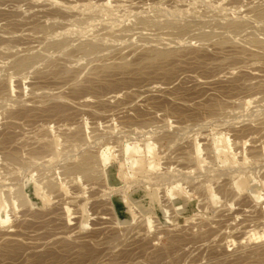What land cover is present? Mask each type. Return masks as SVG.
Listing matches in <instances>:
<instances>
[{
  "label": "rangeland",
  "instance_id": "rangeland-1",
  "mask_svg": "<svg viewBox=\"0 0 264 264\" xmlns=\"http://www.w3.org/2000/svg\"><path fill=\"white\" fill-rule=\"evenodd\" d=\"M262 9L0 0V264H264Z\"/></svg>",
  "mask_w": 264,
  "mask_h": 264
},
{
  "label": "bare ground",
  "instance_id": "bare-ground-1",
  "mask_svg": "<svg viewBox=\"0 0 264 264\" xmlns=\"http://www.w3.org/2000/svg\"><path fill=\"white\" fill-rule=\"evenodd\" d=\"M263 4V3H262ZM81 8V7H80ZM101 10L103 9V11H104V7H101L100 8ZM250 9V8H249ZM255 9V8H254ZM163 10V9H162ZM252 10V9H251ZM253 11V10H252ZM100 12V11H99ZM251 13V12H250ZM262 15H264V9H262L261 10V12H260ZM165 14V13H164ZM218 14V13H217ZM225 14V13H224ZM258 14V13H257ZM166 15V14H165ZM258 15H260V14H258ZM261 15V16H262ZM190 16V15H189ZM226 16V15H225ZM261 16H259L260 18H261ZM185 17V16H184ZM258 17V18H259ZM263 17V16H262ZM181 18V17H180ZM197 18V17H196ZM259 18V19H260ZM141 19H142V17H141ZM178 19V18H177ZM195 19V18H194ZM245 19H247V18H245ZM262 19V18H261ZM147 19H145V21H146ZM161 20V19H160ZM206 20V19H205ZM243 20V19H242ZM155 21V20H154ZM181 21V20H180ZM57 22V21H56ZM113 22V21H112ZM148 22H150L149 20H148ZM153 22V21H152ZM158 22V21H157ZM171 22V21H170ZM197 22V21H196ZM156 23V22H155ZM201 23V22H200ZM67 24V23H66ZM76 24V23H75ZM105 24V23H104ZM152 24V23H151ZM157 24V23H156ZM175 24V23H174ZM231 24V23H230ZM171 25H172V23H171ZM195 25V24H194ZM234 25V24H233ZM233 25L230 27L231 29H235V27H233ZM239 25H241V24H239ZM110 26V25H109ZM174 26V25H173ZM172 26V27H173ZM228 26H229V24H228ZM227 26V27H228ZM235 26H236V24H235ZM252 26V25H251ZM106 27V26H105ZM233 27V28H232ZM108 28V27H107ZM110 28H112V27H110ZM121 28V27H120ZM131 28V27H130ZM129 28V29H130ZM171 28V27H170ZM177 28V27H176ZM185 28H187V27H184V26H182V27H179V29H184L185 30ZM236 28H237V26H236ZM188 29V28H187ZM227 29V28H226ZM233 29V30H234ZM238 29V28H237ZM236 29V30H237ZM239 29H241V28H239ZM238 29V30H239ZM118 30V29H117ZM121 30H123V29H121ZM161 30V29H160ZM119 31V30H118ZM126 31V30H125ZM132 32V31H131ZM172 33V32H171ZM175 33V32H174ZM181 33V32H180ZM186 33V32H185ZM209 33V32H208ZM221 33V32H220ZM199 34V33H198ZM203 34V33H202ZM125 35H127V33L125 34ZM173 35V34H172ZM179 35V34H178ZM109 36V35H108ZM115 36V35H114ZM119 36V35H118ZM121 36V35H120ZM197 36V35H196ZM212 36V35H211ZM216 36V35H215ZM221 36V35H220ZM226 36V35H225ZM179 37V36H178ZM101 38V37H100ZM142 38V37H141ZM213 38V37H212ZM231 38V37H230ZM230 38H228V39H230ZM203 39V38H202ZM102 40V39H101ZM103 40H105V39H103ZM102 40V41H103ZM160 40H161V38H160ZM204 40V39H203ZM83 41V40H82ZM200 41V40H199ZM215 41V40H214ZM219 41V40H218ZM261 41V40H260ZM108 42V41H107ZM110 42V41H109ZM147 42V41H146ZM255 42V41H254ZM258 42V41H257ZM13 43V42H12ZM55 43V42H54ZM61 43H62V41H61ZM68 43V42H67ZM234 43V42H233ZM240 43V42H239ZM263 45H264V43H263V41L261 42ZM87 44V43H86ZM85 44V45H86ZM90 44V43H89ZM86 45V47H81L82 48V50H85L87 53H88V51L89 52H92L93 50H97V47L98 46H96V45H92V44H90V45ZM94 44H95V42H94ZM97 44H100V42L99 43H97ZM107 44V43H106ZM114 44V43H113ZM117 44V43H116ZM222 44V43H221ZM61 45H64V44H61ZM79 45V44H78ZM84 45V46H85ZM121 45H122V43H121ZM128 45V44H127ZM144 45V44H143ZM262 45V46H263ZM53 46H55V45H53ZM101 46V45H100ZM173 46V45H172ZM6 47V46H5ZM62 47V46H61ZM105 47V46H104ZM116 47V46H115ZM1 48V47H0ZM49 48V47H48ZM58 48V47H57ZM263 48H264V46H263ZM7 49H11V48H7L6 47V49H5V51H7ZM101 49H103V48H101ZM252 49V48H251ZM1 50V49H0ZM8 50V51H9ZM13 50V49H12ZM95 50V51H96ZM124 50V49H123ZM84 51V52H85ZM98 51V50H97ZM104 52V51H103ZM174 52V51H173ZM171 50H156V51H153V53H152V56H150L151 58H152V62H155L158 58L159 59H161L162 60V57H163V59H164V57L166 58V57H169L168 55H171L172 53H173ZM1 53V52H0ZM3 53V52H2ZM17 53V52H16ZM42 53V52H41ZM31 54V53H30ZM92 54V53H91ZM94 54V53H93ZM92 54V55H93ZM88 55V54H87ZM2 56V55H1ZM7 56V55H6ZM14 56V55H13ZM19 56V55H18ZM31 56V55H30ZM36 57V56H35ZM35 57H26V58H23V59H21V60H19V61H17L12 67H14L15 68V70L17 69V70H26L27 68H29V66L34 62V58ZM44 57V56H43ZM149 57V58H150ZM161 57V58H160ZM170 57H172V56H170ZM17 58V57H16ZM45 58V57H44ZM38 59V58H37ZM36 59V60H37ZM154 59H156L155 61H154ZM150 60V59H149ZM2 61V60H1ZM71 62V61H70ZM151 62V61H150ZM122 64V63H121ZM125 65V64H124ZM10 68V67H9ZM17 73V72H16ZM11 96V95H10ZM9 96V97H10ZM17 97V96H16ZM38 97V96H37ZM48 97V96H47ZM50 98V97H49ZM60 98V97H59ZM252 99V98H251ZM258 99V98H257ZM10 100H11V98H10ZM23 102V101H22ZM251 102V101H250ZM259 102V101H258ZM261 103V102H260ZM10 104V103H9ZM256 104V103H255ZM6 105V104H5ZM224 106V105H223ZM245 106V105H244ZM243 106V107H244ZM217 107V106H216ZM225 107V106H224ZM255 107V106H254ZM238 108V107H237ZM241 108V107H240ZM1 111H2V109H0ZM252 110V109H251ZM263 111V110H262ZM264 113V112H263ZM226 114V113H225ZM229 114V113H228ZM244 115V114H243ZM230 118V117H229ZM228 119V118H227ZM233 122V121H232ZM144 125H145V123H144ZM8 126V125H7ZM82 127V126H81ZM144 127V126H143ZM72 129V128H71ZM106 129H108V128H106ZM105 130V129H104ZM79 131V130H78ZM97 131H98V129H97ZM79 132H81V131H79ZM82 132H84V131H82ZM49 133V132H48ZM72 133V132H71ZM83 134V133H82ZM91 134V133H90ZM173 134V133H172ZM18 135V134H17ZM94 135V134H93ZM169 135V134H168ZM170 135H171V133H170ZM52 136V135H51ZM74 136V135H73ZM176 136V135H175ZM174 136V137H175ZM7 137V136H6ZM14 137V136H13ZM46 137V136H45ZM95 137V136H94ZM34 138V137H33ZM73 138V137H72ZM85 138V137H84ZM19 139V138H18ZM51 139V138H50ZM86 139V138H85ZM96 139V138H95ZM37 140V139H36ZM70 140V139H69ZM72 140V139H71ZM80 140H81V138H80ZM170 140V139H169ZM79 141V140H78ZM6 142V141H5ZM72 142V141H71ZM77 142V141H76ZM75 143V142H74ZM42 144V143H41ZM82 144V143H81ZM71 145V144H70ZM67 146V145H66ZM77 146V145H76ZM219 147V146H218ZM14 148V147H13ZM23 148V147H22ZM54 148V147H53ZM65 149V148H64ZM208 149H209V147H208ZM3 150V149H2ZM5 150V149H4ZM222 150V149H221ZM210 151V150H209ZM2 152V151H1ZM0 152V153H1ZM35 152V151H34ZM47 152V151H46ZM53 152V151H52ZM55 152V151H54ZM54 152H53V154H54ZM69 152V151H68ZM224 152V151H223ZM4 153V152H3ZM58 153V152H57ZM211 153V152H210ZM41 154V153H40ZM51 154V153H50ZM72 154V153H71ZM86 154V153H85ZM84 154V155H85ZM19 155L20 154H18L17 153V151H8V150H5V154H4V157H3V160L4 159H6L4 162H5V165H6V161H7V163L9 164V165H11L13 162L15 163V162H18L19 161V159H21V157H19ZM144 155V154H143ZM24 156V155H23ZM94 156H95V154H94ZM96 157V156H95ZM33 158V157H32ZM45 158V157H44ZM69 158V157H68ZM67 158V159H68ZM73 158V157H72ZM81 158V157H80ZM33 159H35V158H33ZM33 159H31V160H33ZM66 159V160H67ZM58 160V159H57ZM94 159H93V156L91 155V154H88V155H86V156H84L83 157V159H81V161L80 162H78L77 164H75V165H73V166H71V167H69L68 168V171L70 172V171H72V173H74L73 171H77V172H80V173H82L83 175H85V176H92L91 174H93V172L95 171V166L93 167V162H95V161H93ZM3 162V161H2ZM4 162H3V164H4ZM10 162V163H9ZM12 162V163H11ZM20 162H21V160H20ZM32 162H35L34 160L32 161ZM40 162V161H39ZM55 162V161H54ZM67 162V161H66ZM212 162V161H211ZM41 163V162H40ZM53 163V162H52ZM63 163V162H62ZM98 163V160H97V162H96V164ZM189 163H191V162H189ZM6 165V167L7 168H9L8 166L9 165ZM96 164H94V165H96ZM2 165V164H1ZM4 165V166H5ZM67 165V164H66ZM15 166V165H14ZM19 166V165H18ZM57 166V165H56ZM13 167V166H12ZM33 167V166H32ZM63 167V166H62ZM65 167V166H64ZM63 167V168H64ZM3 168H5V167H3ZM15 168V167H14ZM17 168V167H16ZM38 168V167H37ZM47 167H45V169H46ZM67 168V167H66ZM97 168V167H96ZM59 169V168H58ZM98 169V168H97ZM228 169V168H227ZM53 170V169H52ZM7 171V170H6ZM10 171V170H9ZM13 171V170H12ZM33 171V170H32ZM42 171V170H41ZM65 171V170H64ZM96 171H99V170H96ZM206 171V170H205ZM8 172V171H7ZM76 172V173H77ZM29 173V172H28ZM43 173V172H42ZM45 173V172H44ZM71 173V172H70ZM79 173V174H80ZM97 173V172H96ZM96 173H95V175H96ZM99 173H100V171H99ZM98 173V174H99ZM205 173V172H204ZM64 174V173H63ZM63 174H62V176H63ZM65 174H67V173H65ZM81 174V175H82ZM165 175V174H164ZM41 176V175H40ZM57 177V176H56ZM68 177V176H67ZM66 177V178H67ZM96 177V176H95ZM94 177V178H95ZM162 177V176H161ZM17 178V177H16ZM48 178V177H47ZM89 178V177H88ZM7 179V178H6ZM15 179V178H14ZM18 179V178H17ZM90 179V178H89ZM92 179V178H91ZM70 180V179H69ZM182 180V179H181ZM186 180V179H185ZM188 181V180H187ZM148 183V182H147ZM54 184H55V182H54ZM57 184V183H56ZM5 185V184H4ZM2 186V185H1ZM6 186V185H5ZM52 186H54V185H52ZM51 186V187H52ZM6 192V191H5ZM19 193V192H18ZM20 194V193H19ZM20 196V195H19ZM12 199V198H11ZM22 201H25V200H22ZM151 201V200H150ZM154 201V200H153ZM26 202V201H25ZM7 203V202H6ZM24 203V202H23ZM6 205V204H5ZM21 205V204H20ZM149 206V205H148ZM150 208V207H149ZM4 205H1L0 206V224H4L5 222H6V217H5V213H4ZM178 210H182V208H178ZM159 211H160V215H161V209L159 208ZM154 220V219H153ZM264 232V231H263ZM254 235H256V234H254ZM258 235V234H257ZM252 237V236H251ZM256 237V239L257 238H263L264 237V233H262L261 234V236H255ZM255 237H253V238H255ZM257 240H259V239H257Z\"/></svg>",
  "mask_w": 264,
  "mask_h": 264
}]
</instances>
